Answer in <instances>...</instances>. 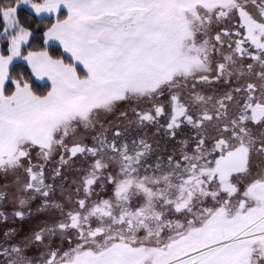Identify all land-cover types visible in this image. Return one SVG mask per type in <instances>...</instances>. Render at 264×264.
<instances>
[{"label": "snow or ice", "instance_id": "6c2138e0", "mask_svg": "<svg viewBox=\"0 0 264 264\" xmlns=\"http://www.w3.org/2000/svg\"><path fill=\"white\" fill-rule=\"evenodd\" d=\"M0 264H264V0H0Z\"/></svg>", "mask_w": 264, "mask_h": 264}]
</instances>
